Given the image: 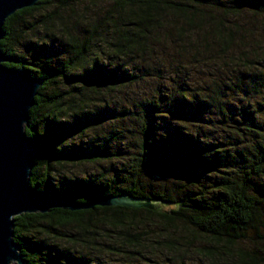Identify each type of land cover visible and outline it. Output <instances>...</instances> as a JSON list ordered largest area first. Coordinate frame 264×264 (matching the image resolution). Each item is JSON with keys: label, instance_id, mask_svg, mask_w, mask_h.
I'll return each mask as SVG.
<instances>
[{"label": "trees", "instance_id": "trees-1", "mask_svg": "<svg viewBox=\"0 0 264 264\" xmlns=\"http://www.w3.org/2000/svg\"><path fill=\"white\" fill-rule=\"evenodd\" d=\"M249 17L264 23V0H40L5 20L4 65L42 80L24 129L35 194L167 206L18 215L24 264H159L147 247L186 264L198 239L223 244L232 264H264V28ZM100 162L86 177L58 172ZM109 236L116 263L95 253Z\"/></svg>", "mask_w": 264, "mask_h": 264}, {"label": "water", "instance_id": "water-1", "mask_svg": "<svg viewBox=\"0 0 264 264\" xmlns=\"http://www.w3.org/2000/svg\"><path fill=\"white\" fill-rule=\"evenodd\" d=\"M40 0H0V40L5 20L15 12L34 7ZM11 59L0 48V264H24L13 242V219L21 214L45 213L51 208L77 210L99 206H123L162 211L165 203L131 195L101 197L88 205L62 199L41 198L31 188L29 177L35 149L24 129L29 110L42 84L23 71L4 64Z\"/></svg>", "mask_w": 264, "mask_h": 264}, {"label": "rangeland", "instance_id": "rangeland-1", "mask_svg": "<svg viewBox=\"0 0 264 264\" xmlns=\"http://www.w3.org/2000/svg\"><path fill=\"white\" fill-rule=\"evenodd\" d=\"M43 13V12H42ZM254 18L249 17L246 21L248 23V25L250 26V24L252 25V23H254L253 25L255 26V28H264V23L260 22V21H253ZM259 20V19H258ZM25 38V37H23ZM254 43V41H253ZM261 43L258 42L256 45H260ZM101 164H77V165H66L64 167H60L58 168V172L60 175H67V176H75V177H86L92 173H96L98 171H100L101 167H104L106 164L105 162H100ZM137 220L139 225H138V229L140 231H149V232H158L160 233V231L156 230L159 229V226H162L161 223H158L157 221H155L154 219H149L147 217H140ZM139 230H135L140 232ZM185 233V230L181 231V233ZM155 234V233H154ZM64 240V239H63ZM60 241L62 244L66 242L64 241ZM57 241V240H55ZM101 242H106L105 245L102 244L101 246H96L98 249L101 247L102 251L99 252L97 250V248H95V253L96 255H101V258L104 259V261L106 262H111V263H116V261H119L120 257H117L115 255H112L114 252L113 251H109L108 249H106V245H110L113 243V239H111V237H103L101 239ZM109 243V244H107ZM257 245L256 243H251V242H241L240 244L237 245V247L242 248L243 250L250 252L255 250V248L257 249V247L255 246ZM105 246V247H103ZM259 247V245H258ZM264 248V247H263ZM217 249V250H215ZM222 249H224V245L220 244L218 245L217 243L214 244L213 242L206 240V239H198L193 243V246L190 250L186 251L185 256H184V260L186 261V264H232V259L227 257L226 254H222L223 251H221ZM212 251L214 253H221V254H217L215 255L214 258L215 261L213 262L212 258L205 255L203 251ZM113 252V253H112ZM92 254V253H91ZM154 254H158V256L154 255ZM146 257H150L149 259H154L155 261H158L157 263L161 264V263H169L168 258L173 259L171 256H169L168 251L165 250H155L151 247H147L146 248V252L145 255ZM134 264H138L139 261L135 260L133 261Z\"/></svg>", "mask_w": 264, "mask_h": 264}]
</instances>
